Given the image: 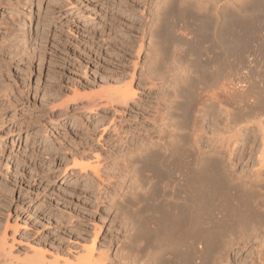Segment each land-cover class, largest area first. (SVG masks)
<instances>
[{
  "label": "rangeland",
  "instance_id": "rangeland-1",
  "mask_svg": "<svg viewBox=\"0 0 264 264\" xmlns=\"http://www.w3.org/2000/svg\"><path fill=\"white\" fill-rule=\"evenodd\" d=\"M217 1L167 0L154 18L157 0H0L2 264H27L35 254L63 264L90 248L106 264L149 253L146 241L156 236L128 231L157 216V204H184L177 166L197 162L220 174L221 195L253 213L236 228L237 242L212 236L214 258L225 252L220 264H254L264 240V180L249 177L262 151L255 119L264 96L260 104L248 98L256 109L223 103L233 115L229 125L218 106L199 108L204 85L218 75L224 83L233 71L209 35L196 39L207 15L236 2ZM263 18L250 27L251 61L264 42ZM252 62L249 71L260 73L262 65ZM126 85L134 93L127 103L104 100ZM238 126L249 142L239 138L230 149ZM146 141L155 144L150 162ZM201 208L206 220L208 206Z\"/></svg>",
  "mask_w": 264,
  "mask_h": 264
},
{
  "label": "bare ground",
  "instance_id": "bare-ground-1",
  "mask_svg": "<svg viewBox=\"0 0 264 264\" xmlns=\"http://www.w3.org/2000/svg\"><path fill=\"white\" fill-rule=\"evenodd\" d=\"M218 2L220 1L218 0L217 3ZM164 4H167V0H157L154 5V18H157L158 15L164 13L165 8L162 10L160 9ZM218 8L220 12L219 14L216 16L207 15L209 21L205 17L208 22L206 21L205 23L203 21L204 24L202 25L200 23L201 27L198 28L199 31L197 30L198 32H196L198 33L196 39L209 35L210 40L212 39L214 42L213 44L222 51L223 57L220 56V58L222 57L221 60H227V57L231 59V63H233V71L231 78L224 83L219 82V79L222 78L221 75L220 78L219 75L212 78L213 81L211 82L207 81L210 83L204 85L206 90L204 88L202 92L205 93L206 91L208 94H206L205 99L200 104L199 108L203 111L209 107L218 106L222 116H224L225 123L227 122V125H229L228 122L233 119V115L227 107L223 106V103L225 104L228 100H233V103L235 104L238 102H244V105L242 106L243 109H256V105H254L253 102H250L248 98L251 97L253 101H257L258 104L263 102L260 101L262 100L260 98H263L264 96V42H262L263 45L261 44V47L259 46L257 51H254V54L252 53L254 55L252 61L260 64V66L262 65V68L258 66L262 69L258 74L249 71V69L252 70L251 64H253L249 59V42L251 41V25H255L253 23H256L257 20L260 21L264 16V0H236L232 6L226 2L218 6ZM221 14L224 16L221 17ZM204 32L207 34L204 35ZM244 65H247V71L240 72L237 69L239 68L238 66ZM244 68L245 67L242 69ZM131 91L130 87L127 86L116 92H107L104 95V100H107V103L112 101L127 103L130 96L134 95ZM94 101L90 102L89 106L96 105ZM263 105L262 107H264ZM262 107L257 106L256 110L261 112H258L259 114L255 119V125L261 139L260 144L262 151H260L261 156L257 163L258 168L249 177L250 182L254 181L255 183H261V181L264 180V109H262ZM238 109L241 110L240 107ZM245 130L244 127L238 126L237 130L229 136L228 143L230 144L228 146L230 149H232V145L235 144L239 138H243L239 134H244ZM243 140L245 144H248V138L245 137ZM153 146H155V144L146 141L145 147L142 148V153H145L144 155L147 156H144V161L147 159L146 161L148 162V159L155 157V151L152 150ZM162 162L164 163V161ZM180 163L181 160L179 161V164ZM177 167L180 170L178 171L177 176L175 174V182L178 187V192L185 194V197H183L185 203L181 205L176 203V205L172 207L167 205L170 210L159 208V204H157L158 208L156 207L157 211H155L158 212L156 213L158 214L157 216L153 214L149 215L151 217H148L147 220L143 218L144 220L133 222L135 227L128 231L129 235L132 236L133 234H137L138 236H141L142 239V235L151 234L156 236L157 240L154 242L152 239L151 241L153 243H151L150 240L146 241L145 250L146 252L147 250H150V252L144 253L141 257H138L139 255H133L132 258H129V256L126 255V257L123 258L125 264H139V262L141 264H220V262L226 259V254L224 252L220 254L222 256H217V259L214 258L216 256H214V244L216 243V240L213 241V239L216 238V235L219 236L222 234L233 236L238 226L244 225L247 221L251 220L253 213H251L252 211H250L251 209L249 207V209L245 206L242 207V200L232 196L234 199L231 198V201L230 198L229 200L228 197L220 194L221 191L217 190V185H221L222 183H219L221 180L220 174L213 172L212 169L214 168H211L205 162L194 163L193 167L184 168L183 170L181 169L182 167ZM173 172L174 170L168 171L169 174H172ZM248 181L245 182L247 183ZM224 186L226 187V189H224L226 193V190L228 189L226 185ZM203 190L208 192V194L206 193L208 195L207 198H205L207 195ZM203 195L204 197H202ZM203 199H206L204 201L206 203L201 201ZM204 204L208 206L206 209L208 214V218L206 217L207 221L202 219L200 215V210H202L201 206ZM161 206L163 207V205ZM214 235L215 238L212 237ZM233 237L234 238H232L230 242H237V236L234 235ZM245 241L246 240L243 239L242 244L244 247L247 244ZM124 243L125 241H122L119 247L124 245ZM92 250V248L86 249L84 254L75 257L73 261L65 259L63 264H106V258L100 254L95 257ZM255 255L256 258L253 259V263L264 264V240H261L259 247L255 249ZM1 262L2 261H0V263ZM27 264H57V262H48L41 255L35 254L30 258Z\"/></svg>",
  "mask_w": 264,
  "mask_h": 264
}]
</instances>
